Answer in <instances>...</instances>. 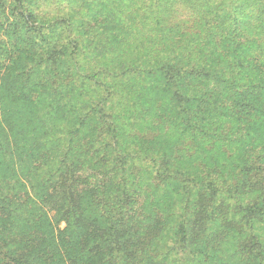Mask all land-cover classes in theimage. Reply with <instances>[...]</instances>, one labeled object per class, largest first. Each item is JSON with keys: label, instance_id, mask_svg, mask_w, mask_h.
I'll return each instance as SVG.
<instances>
[{"label": "trees", "instance_id": "trees-1", "mask_svg": "<svg viewBox=\"0 0 264 264\" xmlns=\"http://www.w3.org/2000/svg\"><path fill=\"white\" fill-rule=\"evenodd\" d=\"M63 5L60 0H0V264H187L191 258L200 263L215 248L213 241L221 248V239L239 235L236 264H263L264 142H257L251 168L248 158H241L244 177L226 197L203 173L205 166L199 176L182 178L175 160L176 168L167 167L155 149L147 150L150 139L126 141L121 126L114 124L119 117L113 105L100 99L91 107L93 91L86 89L96 83V75L107 74L125 82L153 81L156 86L148 90L159 91L156 96L167 92L175 105L197 102L183 122L177 121L178 114L159 118L163 131L188 139L195 149L216 124L210 116L215 112L205 117L209 111L200 108L204 95H197H220V84L225 85L230 104L214 101L220 107L217 117L239 122L244 113L248 124L262 129L264 79L233 91L227 89L238 87L232 72L216 80L213 76L210 84L203 63L189 61L184 67L160 56L147 60L143 48L115 62L104 47L96 52L101 70L95 72L99 68L92 65L95 74L83 75L76 57V19L63 12ZM229 7L224 0L220 9ZM224 64L232 70L241 67L239 60ZM195 82L209 84L208 90H199ZM101 83L104 91L112 87L110 80ZM39 104L45 114L36 109ZM142 154L150 157L145 169L135 162ZM169 179L179 186L182 203L173 228L162 215L144 216L143 210L147 197Z\"/></svg>", "mask_w": 264, "mask_h": 264}, {"label": "rangeland", "instance_id": "rangeland-1", "mask_svg": "<svg viewBox=\"0 0 264 264\" xmlns=\"http://www.w3.org/2000/svg\"><path fill=\"white\" fill-rule=\"evenodd\" d=\"M226 1L230 5L229 9L221 10L224 0H152V4L150 0H60L64 4L63 12L65 14L70 12L76 19V33L79 35V50L76 57L83 67V72H86L83 75L95 74L89 69L92 65L99 68L95 72L101 70L100 65L95 63L99 60L96 58L99 47L105 48L107 57L116 56L115 62L134 56V48H143L146 50L147 60L160 56L181 66L189 61L196 62L195 64L203 63L202 65H206L204 73L210 74L208 79L210 84L215 82V76L219 79L225 78L228 71L232 72L236 77L235 86L238 87L227 89L236 91V88L240 89L242 86L248 88L251 84L259 85L260 80L264 79V2ZM48 9L49 7L45 6L44 10ZM94 13L95 19L92 17ZM238 60L241 67L236 70L224 64L225 61L235 63ZM103 61L106 62L105 59ZM238 71H241L239 77L236 76ZM101 79L110 80L112 87L108 91H104ZM92 82L96 83L90 84L86 89V92L93 91L90 93L94 102L93 105L90 103L91 107L100 99L105 104L113 105L119 117L114 124L121 126L126 141H132V136L141 137L143 140L150 139L153 144H148L147 150L155 149L159 155L158 159L163 160L167 167L174 166L175 160L177 170L183 172L180 173L182 178L199 176L200 170L205 166L203 173L209 174V177L222 187L226 197L230 195L228 191L232 187L237 188L244 177L240 172L241 158H248L246 164L251 168L254 161L249 158L256 155L257 142H264V127L259 129L248 124V117L244 113L240 115L244 119L239 122L233 119L229 121V118L226 122L217 117L220 107L215 106L213 102L221 106L230 104V101H225L226 86L223 84H220V88L223 89L220 95L213 97H210L209 93L197 95V97L204 95L200 108H207L209 111L205 117L215 112L210 116L211 120L216 119V124L210 127L212 133L209 137L202 140L201 145L194 149L188 139L180 141L172 131H163L159 118L163 116L167 119L173 114H178L177 121L183 122L188 119L187 113L195 110L197 102L188 99L187 104H184V100L181 105H175L167 92L162 96H156L159 91L148 90L151 84L156 86V83L144 82L139 78L125 82L123 79L113 78L112 75L110 79L107 74H98ZM195 85H198L199 90H208L209 84L195 82ZM99 94L103 97L96 100L94 95ZM259 96L261 104L264 105V91H261ZM154 97L163 99L156 103L153 101ZM2 100L0 93V101ZM46 104L50 106L49 102ZM162 104L163 106L159 107ZM45 108L39 104L36 109L43 110L45 114ZM3 116L4 110L0 105V118ZM229 126L232 129L228 132ZM242 129L243 134L239 132ZM199 148L201 149L197 151ZM8 150L13 151V144L8 146ZM261 155L264 156V151ZM140 156L142 159L135 162L137 166L145 169L149 163L144 161L148 162L150 157L144 154ZM170 173L172 171L167 172ZM143 175L141 173V176ZM151 176H154V172L149 175ZM163 179L165 178L161 180ZM178 187L170 179L163 181L159 190L153 193V197L150 198V195L147 197L143 208L144 216L162 215L173 228V217L180 214L179 210L182 207ZM259 225L261 224L257 226ZM263 226L260 231L262 234ZM206 236L207 239H211L210 234ZM239 238L241 235L224 237L221 239L225 241L221 248L211 239L215 248L212 246L207 252V257L202 258L203 262L197 263L191 258L186 263L236 264L239 256L235 255V249L239 246ZM260 260L264 264V253Z\"/></svg>", "mask_w": 264, "mask_h": 264}]
</instances>
